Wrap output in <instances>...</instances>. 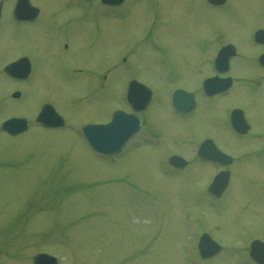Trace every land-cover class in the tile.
Returning <instances> with one entry per match:
<instances>
[{"label":"rangeland","instance_id":"obj_1","mask_svg":"<svg viewBox=\"0 0 264 264\" xmlns=\"http://www.w3.org/2000/svg\"><path fill=\"white\" fill-rule=\"evenodd\" d=\"M36 1L47 6L44 0ZM89 6L83 16L68 8L72 23L62 30L75 47L60 50L55 57L37 40L46 29L29 27L24 34L18 28L10 34L8 18L0 33V70L13 56L31 54L35 73L20 86L28 116L37 103L49 100L61 113L70 114V122L93 123L118 106L116 96L125 83L127 64L106 68L108 93L94 97H87L80 83L65 80L61 67L79 62L91 70L100 58L110 65L121 59L123 48H133L128 61L135 79L153 90L141 120L163 140L137 149L129 158H141L140 163L127 176L126 164L97 161L84 144H73L65 131L34 130L11 138L0 130V264H31L32 255L43 246L55 250L63 264H241L237 247L246 246L250 237L264 240V142L256 137L264 133V72L257 64L264 46H256L252 34L264 29V0H227L218 8L208 0H127L116 9L94 1ZM147 17L156 21L150 36L158 39L165 53L153 50L146 40ZM229 44L237 52L228 74L234 80L232 88L200 100L188 116L176 114L167 93L172 87L199 90L201 78L211 74L212 55ZM85 45L92 51L83 56L78 50ZM56 47L51 45L49 51ZM11 88L0 73V123L20 110L13 105ZM73 102L80 103L75 110ZM93 108L100 111L92 113ZM233 108L244 111L250 125L241 138L227 126V113ZM204 136L238 159L231 169V188L215 216L202 192L212 168L195 162L190 154L195 141ZM54 139L63 149L59 144L47 149L37 143ZM137 141L141 144L140 136ZM169 151L186 156L193 167L177 172L176 178L162 175L154 158ZM204 211L200 232L210 228L206 222L210 221L219 230L212 236L232 248L210 261H192L189 253L196 243L188 238L183 214L190 212L195 219ZM220 218L230 223L219 224Z\"/></svg>","mask_w":264,"mask_h":264},{"label":"water","instance_id":"obj_2","mask_svg":"<svg viewBox=\"0 0 264 264\" xmlns=\"http://www.w3.org/2000/svg\"><path fill=\"white\" fill-rule=\"evenodd\" d=\"M211 2H218V3H220V1H222L221 3H223L225 0H216V1H214V0H210ZM104 2H109V0H104ZM110 2H113V1H110ZM113 3H115V4H117V2H113ZM231 48H232V46H231ZM232 50H233V48H232ZM226 57H228V56H226ZM209 86H211V85H209ZM9 124V123H8ZM7 124V125H8ZM10 125H11V123L8 125V127H10ZM5 127V129L7 128V126H4ZM101 135H103V134H101Z\"/></svg>","mask_w":264,"mask_h":264},{"label":"flooded vegetation","instance_id":"obj_3","mask_svg":"<svg viewBox=\"0 0 264 264\" xmlns=\"http://www.w3.org/2000/svg\"><path fill=\"white\" fill-rule=\"evenodd\" d=\"M31 58V57H30ZM31 78H32V73H31V75H29V78H27V79H25V80H22L21 82V84H26L28 81H30L31 80Z\"/></svg>","mask_w":264,"mask_h":264}]
</instances>
